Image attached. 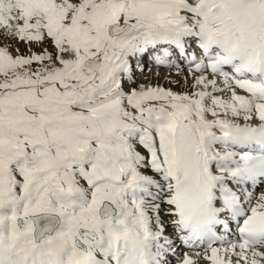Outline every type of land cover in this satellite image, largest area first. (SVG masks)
<instances>
[{"label":"snow or ice","instance_id":"snow-or-ice-1","mask_svg":"<svg viewBox=\"0 0 264 264\" xmlns=\"http://www.w3.org/2000/svg\"><path fill=\"white\" fill-rule=\"evenodd\" d=\"M0 32V264H264V0H0ZM145 56L185 90H126Z\"/></svg>","mask_w":264,"mask_h":264},{"label":"rangeland","instance_id":"rangeland-1","mask_svg":"<svg viewBox=\"0 0 264 264\" xmlns=\"http://www.w3.org/2000/svg\"><path fill=\"white\" fill-rule=\"evenodd\" d=\"M0 45H7L9 47V51H11L13 55L17 54V52L15 51V49L17 48L20 50V54H25V55L28 54V49L25 47L23 42H19L16 40L9 41L3 37L2 32H0ZM32 50L40 51V49L35 46H33ZM146 70H148V68ZM185 75H187L186 72H173L171 74H163V71H160L159 75H154V74H148L145 71L143 74L139 76V78L141 79L140 82H142L143 85H148L147 83H155L156 85L160 86V84L163 83L165 85H171L172 87H176L178 88L177 90L183 91V89H185L186 87L185 80L183 79ZM189 81H190V77H189Z\"/></svg>","mask_w":264,"mask_h":264},{"label":"bare ground","instance_id":"bare-ground-1","mask_svg":"<svg viewBox=\"0 0 264 264\" xmlns=\"http://www.w3.org/2000/svg\"><path fill=\"white\" fill-rule=\"evenodd\" d=\"M148 64L153 68V69H159L160 70V68H164V67H166V68H171V67H168V66H157V65H155L154 63H152V62H149L148 61ZM172 70H182V71H184V72H187L188 70H187V67L183 64V63H181V66H180V69H178L177 67H175V66H172ZM182 68V69H181ZM175 76V75H174ZM167 77V76H166ZM170 77V76H169ZM168 77V78H169ZM174 78V77H173ZM184 79V78H183ZM161 86L162 87H164V88H170V89H172L173 91H180V90H177V89H175V88H173L172 86H168V87H166V86H164L163 84H161ZM259 193L260 192H258L256 195H259ZM169 229L171 228L170 226H167ZM200 253V256L199 257H197L196 256V253L194 254V253H190V256L193 258V259H195L196 261H204V262H206V263H201V264H210V262L209 261H207V260H205V259H203V253H201V252H199ZM176 264H178V262L176 261ZM197 264H200V263H197Z\"/></svg>","mask_w":264,"mask_h":264}]
</instances>
